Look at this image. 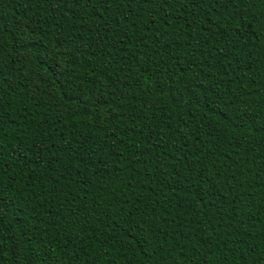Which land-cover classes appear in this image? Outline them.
<instances>
[{
	"label": "trees",
	"instance_id": "trees-1",
	"mask_svg": "<svg viewBox=\"0 0 264 264\" xmlns=\"http://www.w3.org/2000/svg\"><path fill=\"white\" fill-rule=\"evenodd\" d=\"M0 264H264V0H0Z\"/></svg>",
	"mask_w": 264,
	"mask_h": 264
}]
</instances>
